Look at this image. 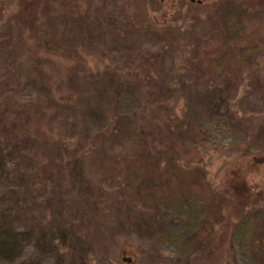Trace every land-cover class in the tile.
Masks as SVG:
<instances>
[{
  "label": "rangeland",
  "instance_id": "1",
  "mask_svg": "<svg viewBox=\"0 0 264 264\" xmlns=\"http://www.w3.org/2000/svg\"><path fill=\"white\" fill-rule=\"evenodd\" d=\"M67 1L68 5L62 7L56 0H51V8L56 14L52 19L48 16L41 24H36L37 35H29L27 40H39L41 37L63 40V28L71 13L75 12L77 18L82 14L74 0ZM4 2L6 10L1 18L0 35L3 37V44H7V41L13 43L9 46L10 49H17L19 55H23L22 63L17 60L18 64H22L20 70L23 73L15 98L2 96L0 88L1 100L6 102V108L16 121L23 120V124L28 122L29 129L33 132L48 131L50 127L45 126V123L49 115L46 118L44 115L51 101L44 85H39L42 76L38 75L40 70L27 63L26 52L20 49L16 33L4 40L5 24L22 19L16 16L18 10H25L28 16L29 10L36 7L34 0ZM166 2L168 4L165 8L171 7L172 2ZM77 3L81 10H89L91 14L97 12L102 20L109 12V8L105 9L103 3L96 1L78 0ZM197 3L203 6L201 10L196 8ZM176 5L179 10L171 14V8L167 9L169 12L160 21L162 26L171 29L173 37L170 39L179 40L183 47L210 40L212 33H218L213 32L214 29L219 30L224 20L233 24L240 18L243 19L250 39L264 42V0H177ZM196 10L198 11L195 13ZM81 19L83 25L88 23L85 15ZM124 32L120 33L118 39L113 36L107 49L110 53L106 62H101L98 58L99 67L89 65L97 68L92 69L93 74L85 73V70L79 71L82 84H91V88H94L92 95L91 89L90 93L84 90L81 96L79 109L74 114L76 118H80L77 119L80 124L67 130L69 126H63L64 116L58 113L54 116L53 120L59 130L57 128V131L50 134L58 132V139L63 140L66 155L59 163L62 165L55 166L57 160L63 158V154H49L47 158L44 157L47 161L45 166L33 171L23 167L22 171L14 170L9 174L6 181L9 186L7 192H16L18 206L13 223L0 226V264H194L187 258V254L181 253L183 251L178 245L159 238L160 232L139 231L135 228L138 214H135V207L128 200L122 199L118 190L112 187L114 183L110 179L109 170L99 162L84 161L82 148L90 145L94 130L101 122L106 121V105L115 102L116 95L120 92L132 90L131 85L123 83L120 76H110V73L104 72L105 66L115 68L116 64H127L130 59H135L132 64L135 66L143 58L161 55L158 61L153 60L151 64L152 70L158 75L159 84L153 83L149 89L178 90L180 95L178 97L177 94L170 109L180 117L186 115L190 123L204 116L220 98H225L229 90L235 89L237 84H229L222 79L212 87L210 81L196 75L192 68H188L189 65H184V51L182 53L178 47L179 51L171 49L170 53L163 55L159 52L158 35L149 33L134 42H127ZM115 40L123 41H117V44ZM31 45L29 44L30 47ZM90 51H86L87 63L94 59V54ZM19 55L16 54L18 59ZM36 63L44 66L43 75L54 77V71L44 61ZM2 66L0 62V75L5 70ZM241 76L237 95L233 100L234 108H230V113H235L231 122L241 138L238 137L239 141L234 142L233 137L223 129H212L211 141L199 145L196 156V162H199L197 167L202 171V177L214 198L206 213L211 225L215 224V242L219 244L216 264L242 262L240 256L235 257L236 250L230 234L223 233L224 230L219 228L223 220L238 224L242 217L250 216L255 232L260 233V229L264 228V47L252 61L250 69ZM222 90H225L224 94ZM13 102L20 108L18 111H15ZM135 110L134 107L129 109L131 113ZM103 127L107 125L103 124ZM180 143L186 146L185 141L180 140ZM29 150L40 153L32 146H29ZM17 156L16 153L3 154L0 160L5 163ZM173 157H176L174 153ZM48 158H51L50 161ZM166 159H170V156H166ZM95 160H98L97 156ZM168 164L171 167L169 171H175L172 163ZM168 193L170 191H166L167 195ZM6 197L9 201V197ZM147 203L146 209L151 208L148 206L152 205L150 201ZM251 208H255L252 215ZM157 211L159 216L165 217L162 209ZM98 219L103 221L102 225H99ZM204 243L205 247L202 245L196 264H213L209 261L212 258L206 240Z\"/></svg>",
  "mask_w": 264,
  "mask_h": 264
},
{
  "label": "trees",
  "instance_id": "2",
  "mask_svg": "<svg viewBox=\"0 0 264 264\" xmlns=\"http://www.w3.org/2000/svg\"><path fill=\"white\" fill-rule=\"evenodd\" d=\"M4 1L0 0L1 24L6 10ZM50 1L34 0L36 7L29 10L28 16L25 10H18L16 16L22 19L7 22L4 26V40L16 33L20 49L26 52L27 63L40 70L38 75L42 76L39 85H44L51 101L44 115V118L49 115L45 123V126L50 127L48 131L33 132L29 129L28 122L23 124V120L16 121L6 108V102L1 100V95L15 98L19 92L23 73L20 63L23 62V55H19L17 49H10L9 46L13 43L7 41V44H3V37L0 35V46L4 47L0 48V62L2 68H5L3 75H0V156L14 153L19 156L5 163L0 160V195L3 197H0V226L11 225L16 217L17 194L15 191L7 192L9 186L6 181L11 172L22 171L23 167L33 171L45 166V158L49 154H63V158L57 160L55 166L62 165L59 163L65 158L66 152L63 150V140L60 137L58 139V132L50 134L58 128L53 119L57 113L63 115V126H69L67 130L80 124V121H77L80 118H76L74 114L77 108L79 109L81 96L84 90L90 93L91 89L92 95L94 89L91 84H82L79 71L85 70V73L93 74L92 69L97 68L89 65L99 67L98 58L101 62H106L110 53L107 49L114 35V39H118L120 33L125 31L126 41L134 42L135 39L152 33L160 37L158 43L161 54L170 53L171 49L178 50V47L182 53L184 51V65H189L188 68H192L196 75L210 81L212 87L223 79V82L237 84L235 89L229 90L225 98H220L199 120L190 123L186 115L180 117L170 109L171 103L175 102L179 93L178 90L149 89L153 83L159 84L158 75L152 70L151 64L153 60L158 61L161 55L143 58L135 66L132 65L135 59H130L127 64H119L122 68L118 64L115 68L105 66L104 72L110 73V76H120L123 83L131 85L132 90L120 92L116 95L115 102L106 105V121L101 122L94 130L90 145L82 148V158L84 161L99 162L109 170L110 179L114 183L112 187L118 190L122 199L131 202L135 207V214L138 213L135 219L137 230L160 232L159 238L168 239L173 245H178L183 251L181 253L187 254V258L194 264L198 262L199 253L202 247H205L206 240L212 258L209 261L216 264L215 256L219 244L215 242V224L211 225L212 222L206 213L214 198L202 177V171L197 167V149L203 142L211 141L212 129H223L233 137L234 142L239 141L238 137L241 138V134L231 122L235 113H230V108H234L233 100L237 95L241 75L250 69L252 61L264 47V42L251 40L243 19L240 18L233 24L224 20L219 30L214 29L213 32L218 33H212L210 40L191 46L186 44L183 47L179 40L170 39L173 37L171 29L162 26L160 21L161 17H166L169 12L167 9L171 8V14L179 10L177 0H170L172 5L166 8L167 0H92L103 3L105 9L109 8L103 20L101 16H97V12L91 14L89 10H81L78 0H74L82 14L77 18L75 12L71 13L63 28V40H55L52 37L27 40L29 35H37L36 24H41L49 18L48 16L52 19L56 14ZM56 1L62 7L68 5L67 0ZM196 8L201 10L203 6L197 3ZM84 15L88 21L86 25L82 24L81 19ZM25 26L27 27L24 28ZM115 41L117 43L123 40ZM29 44H32L31 47ZM131 48L130 45V50ZM90 50L94 59L87 63L85 55L86 51ZM16 54L20 56L19 59ZM17 60L20 61L19 64ZM40 60L54 71V77L43 75L44 66L36 63ZM224 91L221 92L224 94ZM13 105L16 107L15 111L20 109L14 102ZM133 107L136 110L131 113L129 109ZM9 109L13 110L12 107ZM91 121L93 122L92 118ZM103 124L107 127H103ZM26 129H29L28 132H25ZM180 140L185 141L186 146H182ZM29 146L36 148L40 153L30 151ZM173 153L176 157H173ZM95 156L98 160H95ZM166 156H170V159H166ZM6 158L8 159V156ZM168 162L172 163L175 171H169L171 167ZM166 191H170V194L167 195ZM148 201L152 205H148L151 208L146 209ZM157 209H162L165 217L159 216ZM250 211L252 215L255 208ZM249 217H242L238 224L223 220L219 228L224 230L223 233L230 234L236 250L235 257H241V264H264V228L260 229V233L255 232ZM102 222L100 220L99 225H102Z\"/></svg>",
  "mask_w": 264,
  "mask_h": 264
}]
</instances>
